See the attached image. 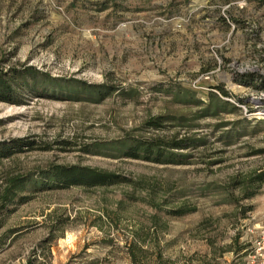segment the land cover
I'll use <instances>...</instances> for the list:
<instances>
[{
    "label": "rangeland",
    "instance_id": "rangeland-1",
    "mask_svg": "<svg viewBox=\"0 0 264 264\" xmlns=\"http://www.w3.org/2000/svg\"><path fill=\"white\" fill-rule=\"evenodd\" d=\"M11 70L34 91L0 89V194L20 179L0 264H130L136 234L141 264H264V183L244 191L264 172V0H0ZM151 140L159 163L125 157ZM55 167L123 182L57 188Z\"/></svg>",
    "mask_w": 264,
    "mask_h": 264
},
{
    "label": "trees",
    "instance_id": "trees-1",
    "mask_svg": "<svg viewBox=\"0 0 264 264\" xmlns=\"http://www.w3.org/2000/svg\"><path fill=\"white\" fill-rule=\"evenodd\" d=\"M31 78L32 85L29 86V89L34 91L33 80L34 75L29 70H25V72H18L15 70H11L10 74H0V89H7L9 94L12 93V85L11 81L14 80H22V85H25L26 89L28 86L25 84ZM248 75H237L236 82L237 83H247ZM28 83V82H27ZM6 96H0L1 101H5ZM146 125L152 129H158L161 127L160 119L154 118L149 120ZM183 141L175 142L170 144L175 149H179L183 144ZM162 144L158 142V140H151L149 142H137L133 141V144L128 148L129 150L125 152V157L132 159H142L144 161L159 163L162 155V150L160 146ZM5 150L2 149L0 152V157H3L2 154ZM6 153V152H4ZM142 153V156L140 155ZM170 155V154H169ZM171 161V160H169ZM42 180L51 182L52 185L57 188H67L70 186H83V187H95V186H109L123 182V179L115 174L97 171L90 168H80V167H55L51 168L47 174L41 176ZM19 178H9L6 182V186L3 192L0 194L1 201L7 202L12 199L13 195H15L16 191L19 190ZM264 183V172L258 173L255 176H250L244 185V191L248 189V187H252L255 184ZM253 194L247 196L252 197ZM176 215L184 214L182 209L177 210ZM141 240L138 238L137 234L134 236L133 240L130 243L125 244L126 254L130 264H141L140 250L141 248ZM156 261L154 264H160L161 256L157 255ZM26 264H45L44 262L37 263L35 259H29Z\"/></svg>",
    "mask_w": 264,
    "mask_h": 264
},
{
    "label": "built area",
    "instance_id": "built-area-1",
    "mask_svg": "<svg viewBox=\"0 0 264 264\" xmlns=\"http://www.w3.org/2000/svg\"><path fill=\"white\" fill-rule=\"evenodd\" d=\"M264 251V233H262L261 238L256 242L255 253L259 254Z\"/></svg>",
    "mask_w": 264,
    "mask_h": 264
}]
</instances>
